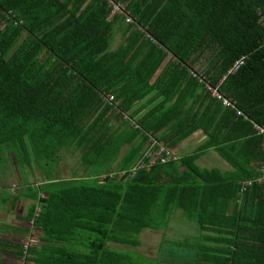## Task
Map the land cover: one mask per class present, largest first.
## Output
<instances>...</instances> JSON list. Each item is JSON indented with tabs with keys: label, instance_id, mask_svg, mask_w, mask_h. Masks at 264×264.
Instances as JSON below:
<instances>
[{
	"label": "trees",
	"instance_id": "16d2710c",
	"mask_svg": "<svg viewBox=\"0 0 264 264\" xmlns=\"http://www.w3.org/2000/svg\"><path fill=\"white\" fill-rule=\"evenodd\" d=\"M116 1L132 23L107 20L106 0H0V170L11 157L26 183L25 169L66 151L91 176L26 185L34 203L22 232L38 243L24 258L21 243L0 242V253L12 264H137L139 234L165 230L179 211L197 227L174 244L188 253L181 262L264 264V139L252 127L264 126V0ZM116 25L124 43L108 51ZM223 76L220 92L246 120L197 94L199 78ZM152 90L145 102L161 99L140 115ZM198 131L204 139L176 161L144 157L150 138L172 150ZM208 150L230 170L200 168ZM170 254L160 261L178 264Z\"/></svg>",
	"mask_w": 264,
	"mask_h": 264
},
{
	"label": "crops",
	"instance_id": "0c3cea01",
	"mask_svg": "<svg viewBox=\"0 0 264 264\" xmlns=\"http://www.w3.org/2000/svg\"><path fill=\"white\" fill-rule=\"evenodd\" d=\"M136 28L138 29V27H136ZM144 38H148L147 34H145V33H144ZM124 39H125V37H121L120 30H119L118 26L116 25L114 27L113 31L111 32V36L109 38L108 51L116 50L120 45H122V43H124ZM149 40L152 43H154V41L151 38ZM205 56H206V54L203 53L202 55H200L198 57V59L194 62L193 66H192L193 70H195L199 73V71L202 70V68H204L206 66ZM168 60H170L169 54H167L166 58L163 60V62L161 64V66L156 70V72L152 76V78L150 80V84L158 76L160 70L162 69L164 64H166L168 62ZM189 74L193 75L194 73L192 71H189ZM202 90L205 91L203 86L197 90V94L202 93ZM152 97H154V99L156 98V91H154V90H152L151 93L144 100L140 101V104H138V105H140V106L144 105L143 110H141L139 112L140 115H142L147 109L152 107L154 103H156L159 99H161V98H157L155 102L153 101L154 103L152 102V103L147 104L145 101H147L148 99H151ZM169 104L170 103H168V105ZM199 136H202L200 134V132L199 131L195 132L189 138L181 141L180 143H178L174 147H172V151L179 156L189 154L191 151L195 150V148L201 143V141L204 139V137L202 136L203 138H201L196 144H194V146L186 145V144L193 141L195 138H198ZM209 151L210 150H208V152ZM208 152L207 151L204 152L198 159H200L202 156H204ZM74 157H77V152L71 153V152L63 151L61 153L59 162L55 163L53 166L54 167L53 173L45 172L44 174H42V173H39L36 171V172H34V174L36 176L35 180L32 178L33 173H30L29 171H27L28 169H25L24 174L26 176V183H24L22 181L21 176H19V180H17L18 186H16L15 190L12 189V186L8 187L5 185V181L7 180L8 176H11V174L14 173L13 172V170H14L13 165L14 164H11L12 161H14V160H12V158L10 157L11 160L9 162H5V164L3 165V167H1V170H0V190H1L0 196L7 198L6 202L4 204L0 205V242L1 243H4V242L5 243H15L14 240L20 241V239L24 238L28 234V232H26V234H24L22 232V230L27 229V231H28V228H30L29 226H30L31 222L28 221L29 219H27V214H28L29 207L34 202L31 198H29V195H28L29 193L26 190V185H30V183H32L31 185H33V187H34V186H36V184L38 186L39 185H45L49 181L54 182V181H65V180H71V179H77V180L85 179L88 181L91 178V176H89V175H83L82 174L83 170L79 169V167L81 166V164L79 162V155H78L75 163H72L71 165H68V167H66L67 166L66 162L72 160V158H74ZM198 159L196 160V162H198ZM8 165H11V167L9 168ZM15 167H16V164H15ZM67 168H71V172L68 171ZM11 171H12V173H11ZM17 172L19 173L18 169H17ZM67 172H70L71 175L66 177V178L64 176L61 177L62 174H66ZM221 172H223V171H221ZM258 179H257L258 182H262L261 180H258ZM9 180H12V178H10ZM39 196L42 197L41 194H39ZM17 213H19V214H17ZM9 219H11V220H9ZM16 223H18V224H16ZM17 229H20V231H16ZM32 233H35V232L33 231ZM16 243H19V242H16Z\"/></svg>",
	"mask_w": 264,
	"mask_h": 264
},
{
	"label": "rangeland",
	"instance_id": "374dc122",
	"mask_svg": "<svg viewBox=\"0 0 264 264\" xmlns=\"http://www.w3.org/2000/svg\"><path fill=\"white\" fill-rule=\"evenodd\" d=\"M117 36V35H116ZM200 72V71H199ZM202 136H199L198 138H195L193 141L189 142L186 145H192L196 144ZM191 151V150H190ZM208 152V151H207ZM79 153H77L78 157ZM77 157L72 158V160L66 162V167L68 165H71L72 163H75ZM42 161H39L35 166L33 167L34 172H39L44 174L45 172H51L53 173L54 167H42ZM11 164H14V170L12 173L11 171V176H8L7 180L5 181L6 186H12V189L15 190L16 186H18V181L19 180V173L17 172V169L15 167V162L12 161ZM196 164L200 168H215L218 169L220 172L223 171H228L230 170L229 166L220 158L218 157L213 150H210L207 154L202 156L200 159H198V162ZM9 168L11 165H8ZM79 169H82V165L79 167ZM68 171L71 172V168H67ZM70 172H67L66 174H62L65 178L70 176ZM264 172V171H263ZM262 176V175H261ZM260 176V177H261ZM12 178V180H9ZM32 178L35 180L36 176L33 173ZM262 179V178H261ZM33 182V181H32ZM34 184V183H33ZM1 191V190H0ZM19 214V213H17ZM174 218L170 220L169 224H167L165 230H160V231H153V230H148L145 229L139 234V241H140V246L135 249V252H137L140 255H143L142 257H135L133 256L134 261L137 264H164L160 261L161 257V251H165L166 249L171 253L170 257L171 260L178 261V264H185V262H181V260H187L189 256L188 253L180 250L176 246H174L175 243L178 242H183L184 240L191 241V238L196 235L197 233V227L189 222H186L182 214L177 211L174 214ZM11 220V219H9ZM15 223V222H14ZM18 224V223H16ZM15 224V225H16ZM33 237L36 236V234L32 233ZM19 240H14V242H19L22 244L23 240L26 238ZM36 238V237H35ZM5 239V238H4ZM114 246L115 248H122L121 246ZM113 247V246H112ZM117 250V249H116ZM12 257L4 254L2 255L0 253V259L5 263V264H12ZM187 258V259H185ZM174 261V262H175ZM188 262V261H187ZM177 264V263H175Z\"/></svg>",
	"mask_w": 264,
	"mask_h": 264
},
{
	"label": "built area",
	"instance_id": "2783aa9c",
	"mask_svg": "<svg viewBox=\"0 0 264 264\" xmlns=\"http://www.w3.org/2000/svg\"><path fill=\"white\" fill-rule=\"evenodd\" d=\"M107 4L110 6V13L107 17V20H111L114 16L122 15L123 21L126 24L132 23V19L127 15V13L123 9V5L117 2L116 0H106ZM264 45V42H263ZM245 57H240L237 59L232 66L227 70L225 76L233 74L235 71L239 69L244 64ZM225 76L222 77V79L215 85L209 84L208 81H203L202 78H199V83L202 84L204 90L208 93L209 97L215 100L216 102H219L222 108H226L229 110H232L235 112V115L240 117L243 116V119H247L246 116L236 108L235 102L226 98L219 90L220 83L225 78ZM107 102L109 105H111L112 98H107ZM253 130L256 135H261L264 139V126H258L256 124H252ZM152 142V146L146 150L144 157L149 159V164H152L155 160H158L160 163L173 160L176 161L178 159V156L176 153H174L172 150L165 148L162 143H159L152 138H150ZM262 147L264 148V140L262 142ZM153 146H155V150L153 151ZM264 169H260L261 177L258 180L264 181ZM262 178V179H261ZM250 185V181H245L241 184L242 190L244 187ZM38 243L37 238L33 237L32 235H27V237L23 240L21 244V252H22V258L25 257L26 251L29 247L35 245Z\"/></svg>",
	"mask_w": 264,
	"mask_h": 264
}]
</instances>
